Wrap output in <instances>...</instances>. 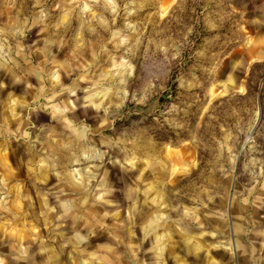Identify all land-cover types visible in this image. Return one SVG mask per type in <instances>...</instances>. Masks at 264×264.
Here are the masks:
<instances>
[{"label":"rangeland","instance_id":"obj_1","mask_svg":"<svg viewBox=\"0 0 264 264\" xmlns=\"http://www.w3.org/2000/svg\"><path fill=\"white\" fill-rule=\"evenodd\" d=\"M0 264H264V0H0Z\"/></svg>","mask_w":264,"mask_h":264},{"label":"water","instance_id":"obj_2","mask_svg":"<svg viewBox=\"0 0 264 264\" xmlns=\"http://www.w3.org/2000/svg\"><path fill=\"white\" fill-rule=\"evenodd\" d=\"M224 246H226L227 245V243H222Z\"/></svg>","mask_w":264,"mask_h":264}]
</instances>
